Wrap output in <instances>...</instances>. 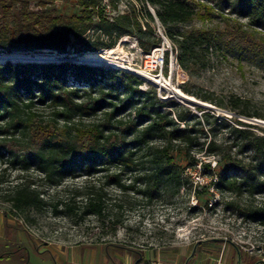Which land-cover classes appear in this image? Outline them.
<instances>
[{
  "label": "trees",
  "instance_id": "obj_1",
  "mask_svg": "<svg viewBox=\"0 0 264 264\" xmlns=\"http://www.w3.org/2000/svg\"><path fill=\"white\" fill-rule=\"evenodd\" d=\"M56 1L0 0V54L49 51L68 56L72 38L81 41L82 54L96 53L115 48L124 36L136 37L140 47L149 52L162 42L151 26L156 18L177 48L178 64L187 71L198 65L205 48L217 46V37L211 31L174 30L197 15L188 0H137L140 8L116 10L111 17L103 0H77L82 11L72 17L55 14L49 6ZM221 1L231 4L250 26L264 30V0ZM148 4L157 7L155 15ZM94 16L98 18L96 24ZM93 25L101 34L90 39L87 34ZM248 45L253 46L252 42ZM143 85L144 81L132 73L88 63L0 61V158H7L11 167H18L24 174L31 170L42 173L55 186L80 169L89 174L101 169L106 173V182L86 183L75 190L65 209L71 216H94L102 224L112 218L115 210V223L123 224L121 205L113 204L107 192L110 185L143 199L193 190L191 176L175 162V153L186 157L188 169L200 165L203 175L211 177L209 185L221 193L233 192L239 198L264 194V135L251 130L257 126L238 121L243 127H236L215 118L216 127L233 137L232 144L221 150L214 138L208 141L209 133L217 129L210 126L208 112L198 116L178 103L162 101L155 88L143 89ZM182 90L224 107L210 94L194 92L188 85ZM227 107L245 117H263L251 112L249 103L237 97H231ZM46 110L66 129L62 136L45 133L34 140L36 121ZM98 116L102 120L93 125L90 138L84 141L76 133L79 125L85 118ZM248 152L252 153L249 157L238 159ZM199 153L206 158L221 155L218 162L223 161L225 166L215 173L211 161L204 162L198 158ZM127 172L135 173L128 185L123 182ZM5 182L0 172V185ZM1 194L16 214L41 210L47 204L26 176L8 190H1ZM76 199H80V206ZM248 215L255 220L264 218V208L251 209ZM258 261L250 260L248 264Z\"/></svg>",
  "mask_w": 264,
  "mask_h": 264
},
{
  "label": "rangeland",
  "instance_id": "obj_2",
  "mask_svg": "<svg viewBox=\"0 0 264 264\" xmlns=\"http://www.w3.org/2000/svg\"><path fill=\"white\" fill-rule=\"evenodd\" d=\"M188 1L195 7L197 15L188 23L175 26L174 30L211 31L217 37V46L205 48L200 53L198 65L190 71L176 60L172 63V52L169 51L163 73L166 84L156 82L162 77L144 71L146 54L162 48V42L146 52L136 37L124 36L113 54H106L104 50L82 54L81 41L72 38L71 55L49 51L40 54L52 55L54 59L51 61L54 62L74 63L82 57L93 56L98 60L104 57L105 60L88 64L132 73L144 81L143 89L155 88L162 101L178 103L198 116L208 112L210 126L217 128L209 133L208 141L214 138L221 150L232 144L233 137L227 130L216 127L215 118L236 127H243L238 121L255 125L257 127L251 130L264 135V30L250 26L248 19L240 17L229 3L221 0ZM103 5L110 11L107 12L109 17L114 16L116 10L124 12L141 6L137 0H103ZM147 6L155 14L153 10L156 11L157 7ZM49 8L55 14L68 17L82 11L77 0H58ZM93 21L96 24L98 18L94 16ZM151 26L162 38V33L165 34L162 24L155 20ZM99 34L93 25L87 38L94 39ZM177 53L174 50V59ZM6 55L0 54V61L11 58ZM184 85L194 92L210 94L224 107L184 93ZM231 97L248 102L251 112L263 117L250 118L231 111L227 107ZM101 120L99 116L85 118L76 133L86 141L93 125ZM35 128L34 140L45 133L62 136L66 126L61 121L55 122L50 111L46 110L36 121ZM251 154L248 152L238 159ZM174 156L175 162L186 168L191 176L193 190L182 189L179 193L166 192L143 199L134 192L121 193L110 185L107 192L113 204L121 205L122 225L115 223L116 210L112 212V218L102 224L94 216L84 217L80 213L71 216L65 209L75 190L86 183L103 185L106 182V173L101 169L90 174L80 169L74 175L65 176L63 182L55 186L49 184L42 173L31 170L24 174L18 167H11L7 158H0V172L6 180L0 185V264H248L254 259L259 260L257 264H264V218L255 220L248 215L251 209L264 208V194L252 197L245 194L239 198L233 192L221 193L209 185L211 177L203 175L200 165L188 169L189 163L184 155L175 153ZM198 158L211 161L215 173L225 166L223 161L218 162L221 155L206 158L204 153H199ZM22 176L34 182L42 193L47 202L43 209L16 214L2 199L1 190H8ZM134 176L135 173H125L123 182L130 184ZM75 202L80 206V199Z\"/></svg>",
  "mask_w": 264,
  "mask_h": 264
},
{
  "label": "built area",
  "instance_id": "obj_3",
  "mask_svg": "<svg viewBox=\"0 0 264 264\" xmlns=\"http://www.w3.org/2000/svg\"><path fill=\"white\" fill-rule=\"evenodd\" d=\"M103 7L105 8L106 13L110 12L107 10V7L105 5H103ZM108 7H110V4L108 5ZM156 20H158V19L156 18ZM161 39H162V48L146 54L144 71L148 72L149 75L155 74V75H157V77L165 78L164 74H163L164 73V67H165V59L168 55V52L171 51L172 52V63L175 60L178 63L177 58H175V59L173 58L174 50L177 51V48L172 43V41L169 39V37L166 35V33L165 34L162 33Z\"/></svg>",
  "mask_w": 264,
  "mask_h": 264
},
{
  "label": "bare ground",
  "instance_id": "obj_4",
  "mask_svg": "<svg viewBox=\"0 0 264 264\" xmlns=\"http://www.w3.org/2000/svg\"><path fill=\"white\" fill-rule=\"evenodd\" d=\"M104 52L106 54H113L114 53V48L113 49H109V50H104ZM6 56H11V58H18V60H21V61H27L29 58H36L37 60H51V58H53L52 55L50 54H32V55H24V54H8ZM5 57V56H4ZM54 59V58H53ZM100 61L101 60H105V58H100L99 59ZM96 57H93V56H90V57H82L80 58V60H78L79 63H97L99 61ZM16 61V60H15ZM156 77V76H155ZM157 78V77H156ZM156 82L158 83H163V84H166L167 80L166 78H163L160 79V80H157Z\"/></svg>",
  "mask_w": 264,
  "mask_h": 264
},
{
  "label": "water",
  "instance_id": "obj_5",
  "mask_svg": "<svg viewBox=\"0 0 264 264\" xmlns=\"http://www.w3.org/2000/svg\"><path fill=\"white\" fill-rule=\"evenodd\" d=\"M2 59H5V58H2ZM7 60H18V58H7ZM18 61H21V60H18ZM27 61H41V60H37L35 57L34 58H29ZM42 61H46V60H42ZM51 61V60H50ZM185 99H189L191 100L190 98L186 97V96H183ZM193 101V100H192Z\"/></svg>",
  "mask_w": 264,
  "mask_h": 264
}]
</instances>
